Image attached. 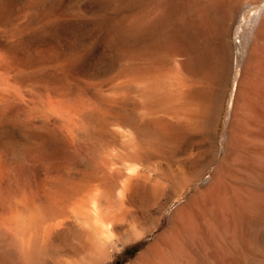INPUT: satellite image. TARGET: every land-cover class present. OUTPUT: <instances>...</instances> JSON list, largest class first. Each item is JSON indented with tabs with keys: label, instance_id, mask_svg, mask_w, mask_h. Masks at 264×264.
<instances>
[{
	"label": "rangeland",
	"instance_id": "374dc122",
	"mask_svg": "<svg viewBox=\"0 0 264 264\" xmlns=\"http://www.w3.org/2000/svg\"><path fill=\"white\" fill-rule=\"evenodd\" d=\"M195 1L0 0V264L39 263L22 253L36 224L39 264H264V0ZM96 190L125 226L108 252L70 218Z\"/></svg>",
	"mask_w": 264,
	"mask_h": 264
},
{
	"label": "bare ground",
	"instance_id": "6f19581e",
	"mask_svg": "<svg viewBox=\"0 0 264 264\" xmlns=\"http://www.w3.org/2000/svg\"><path fill=\"white\" fill-rule=\"evenodd\" d=\"M141 1V0H140ZM173 1V0H172ZM204 1V0H203ZM206 1V0H205ZM221 0H211V5H215V4H217V3H219ZM239 1V0H238ZM207 2V1H206ZM210 2V1H209ZM208 2V3H209ZM170 3V1L167 3V4H169ZM189 3V2H188ZM195 3H196V1L195 0H191V4L195 7ZM240 3V2H239ZM238 3V4H239ZM178 4V3H177ZM200 4V3H199ZM198 4V5H199ZM181 5V4H180ZM197 5V6H198ZM207 5V4H206ZM190 6V5H189ZM170 7V6H169ZM184 7V6H183ZM234 7V6H233ZM174 8H175V6H174ZM195 8H198V7H195ZM204 8V7H203ZM187 9H189V8H187ZM165 10V9H164ZM190 10V9H189ZM262 12V11H261ZM260 12V13H261ZM195 13H196V11H195ZM201 13H202V11H201ZM165 14V13H164ZM191 14V13H190ZM189 14V12H188V15H190ZM198 14V13H197ZM200 14V13H199ZM205 14V13H204ZM192 15V14H191ZM190 15V16H191ZM199 16V15H198ZM201 16V15H200ZM204 16V15H203ZM197 17V16H196ZM206 17V16H205ZM263 17V16H262ZM158 18V17H157ZM255 18V17H254ZM187 19H188V17H187ZM203 19V18H202ZM162 20V19H161ZM198 20V19H197ZM204 20H206V19H204ZM188 21V20H187ZM192 22V21H191ZM203 22V21H202ZM201 22V23H202ZM206 22H208L207 20H206ZM163 23V22H162ZM205 23V22H204ZM187 24H189V23H187ZM203 24V23H202ZM208 24V23H207ZM256 24H257V21H256ZM264 24V23H263ZM157 25V24H156ZM186 25V24H185ZM193 25V24H192ZM211 25V24H210ZM258 25H260L259 23H258ZM257 25V26H258ZM187 26V25H186ZM189 26V25H188ZM197 26H198V23H197ZM197 26H195L194 28H197ZM161 27V26H160ZM200 27V26H199ZM156 28V27H155ZM171 28V27H170ZM193 28V27H192ZM205 28H206V26H205ZM198 29V28H197ZM196 29V30H197ZM175 30V29H174ZM173 30V32H175ZM177 30V29H176ZM200 30H201V27H200ZM147 31V30H146ZM195 31V30H194ZM166 32V31H165ZM170 32H172V31H170ZM197 32V31H196ZM148 33V32H147ZM178 33V32H177ZM177 33H175V34H177ZM252 33V32H251ZM152 34H153V32H152ZM158 34H160V33H158ZM174 34V35H175ZM153 36V35H152ZM170 36V35H169ZM148 37V36H147ZM158 37H159V35H158ZM158 37H156L157 39H158ZM162 37H164V36H162ZM171 38H172V36H171ZM165 39V38H164ZM175 39V38H174ZM169 39H167V41H168ZM146 41V40H145ZM155 41V40H154ZM161 39H160V43H161ZM260 41H263V44H264V30H263V32L262 31H260V29H259V27H256L255 29H254V37H253V41H252V43H251V48L252 49H254L255 48V50H256V47L257 46H261L262 45V42L261 43H259ZM158 42H159V40H158ZM165 42H166V40H165ZM176 42H177V40H176ZM251 42V41H250ZM147 43V42H146ZM154 43V42H153ZM155 44V43H154ZM156 44H157V41H156ZM162 44V43H161ZM259 44H261V45H259ZM158 45V44H157ZM176 45H178V44H176ZM160 46V45H159ZM174 47V46H173ZM155 48V47H154ZM153 48V49H154ZM176 48H177V46H176ZM261 49L262 48V50L260 51V52H262V51H264L263 49H264V46L262 45L261 47H258V49ZM186 49V48H185ZM169 50V49H168ZM253 50H251V52H252ZM258 51V52H259ZM195 52V51H194ZM214 52V51H213ZM259 52V53H260ZM204 53V52H203ZM178 55V54H177ZM259 55V54H258ZM261 55V54H260ZM260 55H259V57H260ZM184 56V55H183ZM3 57V56H2ZM209 57V56H208ZM212 57V56H211ZM251 57V56H250ZM259 57H257L258 58V60H257V58H256V60L259 62ZM263 56L261 55V58H262ZM15 58V57H14ZM201 58V57H200ZM220 59V58H219ZM253 60V59H252ZM199 61V60H198ZM263 61V60H262ZM201 62V61H200ZM254 62H255V59H254ZM193 63V62H192ZM256 63V62H255ZM254 63V64H255ZM260 63V62H259ZM207 64V63H206ZM220 64V63H219ZM264 63H262L261 65H263ZM179 65V64H178ZM183 65H184V62H183ZM186 66H187V62H186V64H185ZM245 65V64H244ZM250 65V64H249ZM255 65H257V64H255ZM194 66V65H193ZM253 66V65H252ZM201 67V66H200ZM255 68L257 67V66H254ZM246 68V67H245ZM173 69V68H172ZM195 69H197V68H195ZM248 69V68H247ZM259 70H260V68H258ZM184 70V69H183ZM193 70V69H192ZM263 70H264V68H263ZM137 71V70H136ZM190 71H191V69H190ZM249 71V70H248ZM255 71H256V69H255ZM141 72V71H140ZM218 72V71H217ZM257 72V71H256ZM255 72V73H256ZM180 73V72H179ZM185 73V72H184ZM199 73V72H198ZM220 73V72H219ZM253 73H254V71H253ZM258 73V72H257ZM260 74L261 73H259V80H258V78H257V76H255L257 79H255V80H257V81H259V83H260V81H261V77L264 75V74H261V76H260ZM141 75V74H140ZM199 75V74H198ZM198 75H197V77H198ZM214 75V74H213ZM191 76H193V75H191ZM206 76H207V74H206ZM215 76H217V74L215 75ZM219 76V75H218ZM246 77V76H245ZM254 77V78H255ZM262 78H264V76L262 77ZM188 79V78H187ZM217 79H220L219 77L217 78ZM263 81V80H262ZM261 81V82H262ZM219 82V81H218ZM264 83V82H263ZM184 84V83H183ZM253 84V83H252ZM257 84V83H256ZM261 85H264V84H262V83H260ZM259 84V85H260ZM259 85H258V87H259ZM188 86V85H187ZM242 86V85H241ZM252 86V85H251ZM254 86V85H253ZM190 87V86H189ZM247 87V86H246ZM246 87H244V88H246ZM255 87H257V85L255 86ZM262 87V86H261ZM147 88V87H146ZM152 88V87H151ZM182 88V87H181ZM184 88H188V87H184ZM193 88V87H192ZM252 88V87H251ZM250 88V89H251ZM262 88H264V86L262 87ZM174 89H176V88H174ZM189 89V88H188ZM187 89V90H188ZM195 89V88H194ZM197 89V88H196ZM249 89V90H250ZM261 89V88H260ZM147 90V89H146ZM149 90V89H148ZM154 90H155V88H154ZM158 90V89H157ZM171 90H173V89H171ZM171 90L169 91V92H171ZM179 89L177 88V90H175V91H177L178 93H180L181 92V90L182 89H180V92L178 91ZM184 90V89H183ZM187 90H186V92H185V94H187ZM190 90V89H189ZM188 90V91H189ZM241 90V89H240ZM259 90V89H258ZM152 91V90H151ZM150 90H149V93L151 92ZM190 91H192V90H190ZM194 91V90H193ZM192 91V92H193ZM254 91V90H253ZM263 92H264V89L262 90ZM261 91V92H262ZM144 92H145V90H144ZM147 92V91H146ZM163 92V91H162ZM166 92V91H165ZM184 92V91H183ZM191 92V93H192ZM196 91H194V93H195ZM202 92V91H201ZM246 92V91H245ZM113 93V92H112ZM154 93V95L152 96V97H155L156 95H155V92H153ZM164 93V92H163ZM173 93V92H172ZM176 93V92H175ZM193 93V94H194ZM254 93V92H253ZM160 94V93H159ZM167 94H169V99H172V98H170L171 96H170V93H167ZM167 94H165V95H167ZM181 94H183L182 96H183V98L185 97L184 96V93H182L181 92ZM190 94V93H189ZM255 94V93H254ZM261 94H263V93H261ZM146 95V94H145ZM173 95V94H172ZM175 95V94H174ZM178 95V94H177ZM188 95V94H187ZM202 95H204V94H202ZM206 95V94H205ZM258 95H260V91H259V93H258ZM150 96V97H151ZM159 96V95H158ZM157 96V97H158ZM176 96V95H175ZM174 96V98H178V99H182V98H180L179 96H181V95H179V96H177V97H175ZM181 96V97H182ZM189 96V95H188ZM187 96V97H188ZM191 96V98H195V99H197V100H199V99H201L200 98V96L199 95H196V94H194V95H190ZM247 96V95H246ZM245 96V97H246ZM146 97H149V96H146ZM164 97V96H163ZM256 97V96H255ZM97 98H99V97H97ZM132 98V97H131ZM165 98V97H164ZM261 98H264V94L262 95V97ZM101 99V98H100ZM159 99V98H158ZM166 99V98H165ZM195 99H194V101H195ZM203 99H204V97H203ZM250 99V98H249ZM150 100H152V99H150ZM154 100V99H153ZM152 100V101H153ZM156 100V99H155ZM161 100H162V96H161ZM167 100H168V96H167ZM166 100V101H167ZM253 100V99H252ZM261 100H263V99H261ZM158 101H160V100H158ZM157 101V102H158ZM171 101V100H170ZM186 101V100H185ZM188 101H190V100H188ZM200 101V100H199ZM207 101V100H206ZM251 101V100H250ZM260 101V100H259ZM162 102V101H161ZM192 103L191 104H194L193 103V101H191ZM202 102V100L200 101V103ZM204 103H205V101H203ZM202 102V103H203ZM245 102V101H244ZM159 103V102H158ZM190 103V102H189ZM197 103V102H196ZM195 103V104H196ZM210 103H212V101L210 102ZM254 103H257V102H254ZM261 103H263V102H261ZM109 104V103H108ZM162 104H164V101H163V103ZM241 104V103H240ZM184 105V104H183ZM197 106L199 105V104H196ZM203 106H205V104H202ZM212 105V104H211ZM210 105V106H211ZM249 105V104H248ZM159 106V105H158ZM202 106V107H203ZM249 106H252V103H251V105H249ZM255 106H257V105H255ZM176 107V106H175ZM192 107H196V106H192ZM200 109H202V107H201V105H199L198 106ZM258 107V106H257ZM180 108V107H179ZM183 108H185V107H183ZM255 108V107H254ZM262 108V107H261ZM74 109V108H73ZM199 109V110H200ZM242 109V108H241ZM264 108H262V110H263ZM193 110V109H192ZM198 110V111H199ZM251 110V109H250ZM259 110H260V108H259ZM189 111V110H188ZM187 111V114L189 115L190 113H193V112H188ZM200 111H203V110H200ZM194 112H195V110H194ZM197 112V111H196ZM204 112V111H203ZM203 112H200L199 114H200V117H201V115H203L202 113ZM261 112V111H260ZM176 113H178V112H176ZM204 113H206V112H204ZM246 113V112H245ZM255 113V112H254ZM259 113V112H258ZM263 113H264V111H263ZM184 114H185V112H184ZM197 114V113H196ZM253 114V113H252ZM255 114H257V113H255ZM183 115V114H182ZM245 115V114H244ZM258 115V114H257ZM259 115H261L260 113H259ZM246 116V115H245ZM252 116V115H251ZM187 117V115L185 114V117H183V120H184V118H186ZM191 117H192V114H191ZM205 117V116H204ZM262 117V116H261ZM187 118H189V117H187ZM198 118V117H197ZM201 118H203V117H201ZM205 119V118H204ZM249 119H250V117H249ZM254 119V118H253ZM155 120V119H154ZM159 120V119H158ZM161 120V119H160ZM187 120V119H186ZM185 120V122L184 123H187V122H189L190 121V119H188V121H186ZM235 120V119H234ZM239 120V119H238ZM260 120V119H259ZM197 121V120H196ZM199 121H200V118H199ZM198 121V122H199ZM204 121V120H203ZM251 121H252V119H251ZM261 121V120H260ZM264 121V120H263ZM155 122H156V120H155ZM155 122H152V123H155ZM162 122V121H161ZM160 122V123H161ZM167 122V120H164V123L162 122L161 123V130L162 131H160V132H162L164 135H165V133L167 132V130H169L170 131V129H168V126L171 128V124L170 125H168V122ZM253 122V121H252ZM172 123H173V121H172ZM195 123V122H194ZM197 123V122H196ZM238 123V122H237ZM242 123V122H241ZM247 123H251V122H247ZM192 124V123H191ZM191 124H188L187 123V125H191ZM264 123H262V125H263ZM148 125V124H147ZM160 125V124H159ZM173 125H175V123L173 124ZM193 125V124H192ZM195 125V124H194ZM149 126V125H148ZM144 127H145V125H144ZM147 127V126H146ZM158 127V126H157ZM199 127V126H198ZM167 128V130H165ZM249 128V127H248ZM256 128V127H255ZM146 129V128H145ZM172 129V128H171ZM237 129V128H236ZM245 129V128H244ZM149 130V129H148ZM163 130H165V132L163 131ZM201 130H202V128H201ZM231 130V129H230ZM252 130V129H251ZM175 131V130H174ZM173 131V132H174ZM254 131H255V129H254ZM142 132V131H141ZM149 132V131H148ZM172 131H170L169 133L167 132V134H170ZM190 132V131H189ZM248 132V131H247ZM252 132V131H251ZM256 132V131H255ZM162 133H160L161 135V137H165V136H163L162 135ZM259 133V132H258ZM132 134V133H131ZM157 134H159V129H158V133ZM166 134V135H167ZM243 134V133H242ZM246 135V134H245ZM151 137V136H150ZM161 137H160V139H161ZM168 137V136H167ZM169 137H170V135H169ZM168 137V138H169ZM264 137V136H263ZM152 138V137H151ZM166 138V137H165ZM260 138V137H259ZM173 139V138H172ZM260 139H262V138H260ZM158 140V139H157ZM164 140V139H163ZM156 141V140H155ZM168 141V140H167ZM254 141H257V140H254ZM171 141H169V143H170ZM244 142V141H243ZM174 143V142H173ZM255 143V142H254ZM166 144H168V143H166ZM171 145V144H170ZM174 145V144H173ZM245 145V144H244ZM261 145V144H260ZM256 146V145H255ZM154 147V146H153ZM234 147V146H233ZM239 147V146H238ZM250 147V146H249ZM156 148V147H155ZM169 148V146L167 147V149ZM242 148V147H241ZM251 148V147H250ZM256 148H258V147H256ZM261 148V147H260ZM259 148V149H260ZM173 149H174V147H173ZM166 150V149H165ZM156 151V150H155ZM154 151V152H155ZM244 151H246V149L244 150ZM241 152V151H240ZM253 152V151H252ZM250 153H251V151H250ZM257 154H259V153H257ZM165 155V154H164ZM254 155V154H253ZM223 156V155H222ZM260 156V155H259ZM262 156V155H261ZM248 157V156H247ZM247 157L245 158V159H247ZM250 157V156H249ZM250 158H252V157H250ZM245 159H242V160H245ZM262 159V158H261ZM240 160V159H239ZM251 161V160H250ZM246 163V162H245ZM235 164V163H234ZM253 164V163H252ZM256 164V163H255ZM194 165V164H193ZM237 165V164H236ZM245 166L247 165V164H244ZM243 165V166H244ZM190 166V165H189ZM138 167V166H137ZM240 167V166H239ZM220 168V167H219ZM247 168V167H246ZM254 168V167H253ZM133 169V168H132ZM222 169V168H221ZM248 169V168H247ZM190 170V169H189ZM249 170V169H248ZM133 171H134V169H133ZM138 171V170H137ZM217 171V170H216ZM238 171H240V170H238ZM242 172V170L240 171V173ZM139 173V172H138ZM145 173V172H144ZM127 174H129V173H127ZM145 174H147V173H145ZM184 175V174H183ZM238 175V174H237ZM219 176H221L220 175V173H219ZM232 176V175H231ZM136 177V176H135ZM134 177V178H135ZM140 177V176H139ZM149 177V176H148ZM186 177V176H185ZM225 177H226V175H225ZM249 177V176H248ZM144 178V177H143ZM142 178V179H143ZM187 178V177H186ZM236 178V177H235ZM243 178V177H242ZM120 179V178H119ZM129 179V178H128ZM128 179H127V181H128ZM149 179V178H148ZM152 179H153V177H152ZM160 179V178H159ZM195 179V178H194ZM226 179V178H225ZM154 180V179H153ZM221 180V179H220ZM232 180V179H231ZM126 181V182H127ZM131 181V180H130ZM144 181V180H143ZM142 181V182H143ZM151 181V180H150ZM228 181V180H227ZM146 182H148V181H146ZM152 182V181H151ZM177 182V181H176ZM219 182V181H218ZM131 184H130V186H131V188H132V190H133V192L135 191H138L139 189H140V186H138V184L136 185L135 183V181L133 180V181H131L130 182ZM139 183V182H138ZM159 183V182H158ZM187 183V182H186ZM215 183V182H214ZM150 184V183H149ZM148 184V185H149ZM222 184V183H221ZM145 185V184H144ZM166 185V184H165ZM177 185V184H176ZM183 185V184H182ZM225 185V184H224ZM228 185V184H227ZM92 186V185H91ZM91 186H89V187H91ZM120 186V185H119ZM127 186H129V183H128V185ZM153 186V185H152ZM151 186V187H152ZM172 186V185H171ZM96 187V186H95ZM141 187H142V185H141ZM225 187V186H224ZM97 188V187H96ZM98 188H101V187H99L98 186ZM155 188V187H154ZM159 188V187H158ZM234 188V187H233ZM89 189V188H88ZM93 189V188H92ZM143 189V188H142ZM145 189V188H144ZM215 189V188H214ZM217 189H218V187H217ZM99 191H100V189H98ZM219 190V189H218ZM244 190H245V188H244ZM105 191V190H104ZM220 191V190H219ZM107 192V191H106ZM147 192H148V190H147ZM226 192H227V190H226ZM234 192V191H233ZM243 192V191H242ZM87 193V192H86ZM102 194H103V192H101ZM101 193H99L97 190L96 191H91V193H88L87 195H85L83 198H75V200L72 202V204H71V208H70V218L72 219V223H74V225H75V228H77L78 230V233H80V237H78V244H79V246L80 247H84L85 246V248H86V246L87 247H89V245H87V244H90V246L93 248V251L94 252H108V250H106V249H108L107 247L109 246V241H110V239L112 238V237H117L119 234H121V229H122V227H125L124 226V224L121 222L122 220H120V217L118 216V214L117 213H115V212H113L112 210H111V208L108 206V205H106V203H103V201L106 199L105 198V196L104 195H101ZM137 194L139 193V192H136ZM153 193H155V192H153ZM105 194V193H104ZM113 194V193H112ZM133 194H135V193H133ZM133 194H130V195H126L125 194V192L122 194H120L121 195V197L119 196L118 197V199H120V200H122V198L124 197V195L125 196H127V197H133ZM237 194V193H236ZM226 195H227V193H226ZM243 195V194H242ZM108 195H106V197H107ZM219 196V195H218ZM239 196V195H238ZM25 197V196H24ZM81 197V196H80ZM224 197V196H223ZM228 197V196H227ZM15 198H16V196H15ZM103 198H104V200H103ZM162 198V197H161ZM229 199H231L230 197H228ZM237 198V197H236ZM11 200V199H10ZM123 200H125V197L123 198ZM122 200V201H123ZM198 200V199H197ZM232 200V199H231ZM19 201V200H18ZM28 201V200H27ZM215 201V200H214ZM222 201V200H221ZM230 201V200H229ZM135 202V201H134ZM223 202V201H222ZM3 203V202H2ZM123 203V202H122ZM129 203V202H128ZM218 203H219V201H218ZM231 203V202H230ZM21 204V203H20ZM16 205V204H15ZM44 205V204H43ZM42 205V206H43ZM110 205V204H109ZM123 205V204H122ZM227 205H229V204H227ZM24 206V205H23ZM111 206V205H110ZM197 206V205H196ZM199 206V205H198ZM224 206V205H223ZM14 207L15 206H13V205H11V206H9L8 208L12 211V210H14ZM120 207H122V206H120ZM212 207V206H211ZM230 207H232V206H230ZM3 208V207H2ZM215 208V207H214ZM222 208V207H221ZM229 208V207H228ZM228 208H227V210H228ZM15 209H16V207H15ZM198 209V208H197ZM230 209V208H229ZM213 210V209H212ZM223 210V209H222ZM231 210V209H230ZM27 212V211H26ZM41 212V211H40ZM226 212V211H225ZM49 213V212H48ZM184 213V212H183ZM228 213V212H227ZM231 213H232V211H231ZM15 214V213H14ZM45 214V213H44ZM224 215V214H223ZM230 215H232V214H230ZM235 215V214H234ZM10 216V215H9ZM15 216H16V214H15ZM186 216V215H185ZM199 216V215H198ZM208 216V215H207ZM217 216V215H216ZM213 217V216H212ZM232 217V216H231ZM239 217V216H238ZM40 218V217H39ZM67 218V217H66ZM224 218V217H223ZM233 218V217H232ZM26 219V218H25ZM59 219V218H58ZM62 219V218H61ZM60 219V220H61ZM122 219V218H121ZM210 219V218H209ZM225 219V218H224ZM223 219V220H224ZM234 219V218H233ZM4 220V219H3ZM30 220H31V222L33 223L34 222V216L32 217V218H30ZM56 220V219H55ZM194 221V220H193ZM204 221V220H203ZM217 221H219V220H217ZM30 222V223H31ZM41 222V221H40ZM58 222V221H57ZM63 222V221H62ZM226 222V221H225ZM15 223H16V221H15ZM52 223V222H51ZM55 224H57L56 222H55ZM60 224V223H59ZM218 224V223H217ZM222 224V223H221ZM37 225V224H36ZM36 225H33V232L29 235V233H26V234H28V237L26 238V236L23 238V239H25L24 241H23V239H22V241H23V244L22 245H24L23 246V248H22V253L25 255V257L30 261V263H32V262H47V259L45 260V258L43 257V254H44V252H45V247L46 248H48V246L50 245L47 241H45L44 240V242H45V244H44V242H42V239H44V237L42 236V232L40 233L39 232V228L36 226ZM129 225V224H128ZM202 225V224H201ZM184 226V225H183ZM198 226V225H197ZM15 227V226H14ZM134 227V226H133ZM135 228V227H134ZM138 228V227H137ZM192 228H194V227H192ZM2 228H1V226H0V230H1ZM47 229V228H46ZM51 229H52V226H49L48 227V233H50V231H51ZM54 229V228H53ZM136 229V228H135ZM135 229H131V230H135ZM141 229V228H140ZM8 230H10V229H8ZM30 231H31V225H30V229H29ZM41 230V229H40ZM44 230V229H43ZM189 230V229H188ZM192 230V229H191ZM190 230V231H191ZM199 230V229H198ZM200 230H201V228H200ZM202 230H203V228H202ZM213 230V229H212ZM42 231V230H41ZM46 231V230H45ZM140 231V230H139ZM138 231V232H139ZM204 231V230H203ZM1 233V235H2V231H0ZM3 232H4V230H3ZM21 232V231H20ZM53 232V231H52ZM136 232V231H135ZM134 232V233H135ZM216 232V231H215ZM5 233H7V232H5ZM10 233V232H9ZM57 233V232H56ZM126 233V232H125ZM141 233V232H140ZM140 233H137V234H140ZM189 233V232H188ZM197 233V232H196ZM196 233H195V235H196ZM214 233V232H213ZM213 233H211V234H213ZM12 234V233H11ZM21 234V233H20ZM44 234V233H43ZM45 234L46 235H48L46 232H45ZM207 234V233H206ZM6 235V234H5ZM7 235H9L8 233H7ZM135 235H136V233H135ZM11 236H13V235H11ZM49 236V235H48ZM54 236H56V235H54ZM213 236V235H212ZM215 236V235H214ZM2 237H3V235H2ZM15 237V236H14ZM18 237V236H17ZM43 237V238H42ZM52 237V236H51ZM131 237H135L134 235L133 236H131ZM130 237V238H131ZM198 237V236H197ZM47 238V237H46ZM45 238V239H46ZM54 238V237H53ZM136 238V237H135ZM203 238V237H202ZM10 239H12V238H10ZM15 239H17V238H15ZM50 239H52V238H50ZM75 239V238H74ZM194 239V238H193ZM4 240V239H3ZM53 240V239H52ZM177 240V239H176ZM12 242V241H11ZM17 242V241H16ZM15 242V243H16ZM24 242H25V244H24ZM47 242V243H46ZM168 242V241H167ZM22 243V242H21ZM209 243H210V241H209ZM5 244V243H4ZM49 244V245H48ZM12 245V244H11ZM16 245V244H15ZM48 245V246H47ZM182 245V244H181ZM180 245V246H181ZM186 245V244H185ZM10 246V245H9ZM19 246H20V244H19ZM22 247V246H21ZM20 247V248H21ZM19 248V250H21ZM171 248V247H170ZM173 248V247H172ZM175 248V247H174ZM198 248V247H197ZM210 248V247H209ZM8 249H10V248H8ZM188 249V248H187ZM223 249V248H222ZM75 250V249H74ZM166 250H168V249H166ZM170 251V250H169ZM199 251V250H198ZM11 252V251H10ZM74 252V251H73ZM157 252V251H156ZM162 252V251H161ZM17 253V252H16ZM158 253V252H157ZM171 253V252H170ZM179 253V252H178ZM186 253V252H185ZM73 254H75V253H73ZM106 254V253H105ZM161 254V253H160ZM181 254V253H180ZM171 255V254H170ZM187 255V254H186ZM5 256V255H4ZM71 256V255H70ZM74 256V255H73ZM106 256V255H105ZM164 256H165V254H164ZM163 256V257H164ZM175 256V255H174ZM91 257V256H90ZM184 257V256H183ZM190 257V256H189ZM6 258H7V256H6ZM14 258V257H13ZM22 258V257H21ZM25 258V259H26ZM94 258H96V257H94ZM102 258V257H101ZM159 259H160V257H158ZM158 258H156V259H158ZM167 258V257H166ZM75 259V258H74ZM83 259V258H82ZM155 259V260H156ZM178 259V258H177ZM176 259V260H177ZM186 260L188 259V258H185ZM5 260V259H4ZM12 260V259H11ZM18 260V259H17ZM45 260V261H44ZM68 260H71V259H68ZM76 260V259H75ZM175 260V261H176ZM32 261V262H31ZM64 261V260H63ZM74 261V260H73ZM143 261V260H142ZM147 260L145 259V262H146ZM157 261V260H156ZM162 261H163V259H162ZM171 261V260H170ZM174 261V260H173ZM24 262V261H23ZM94 262V261H93ZM159 262H160V260H159ZM167 262V261H166ZM172 262V261H171ZM178 262V261H177ZM1 263V262H0ZM25 263V262H24ZM39 263H35V264H39ZM68 262H66L65 261V263H63V264H67ZM81 263V262H80ZM89 263V262H88ZM149 263V262H148ZM173 263V262H172ZM176 263V262H175ZM6 264V263H5ZM62 264V263H61ZM70 264V263H69ZM73 264H76V262L75 263H73ZM78 264V263H77ZM82 264H84V263H82ZM152 264H154V262L152 263ZM161 264V263H160ZM174 264V263H173Z\"/></svg>",
	"mask_w": 264,
	"mask_h": 264
}]
</instances>
